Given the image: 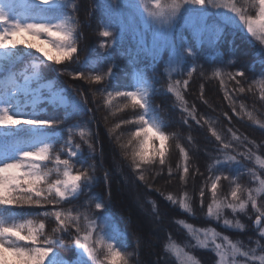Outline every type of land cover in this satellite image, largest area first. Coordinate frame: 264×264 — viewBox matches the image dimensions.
<instances>
[{"label":"snow or ice","instance_id":"6c2138e0","mask_svg":"<svg viewBox=\"0 0 264 264\" xmlns=\"http://www.w3.org/2000/svg\"><path fill=\"white\" fill-rule=\"evenodd\" d=\"M126 6L139 16L146 27L153 28L164 40L175 29L179 19H190L197 31H203L206 20L214 14L227 24L239 26L264 48V0H138V3H128ZM101 7L110 17L118 19L125 5L121 0H108ZM76 11L78 5L75 0H0V264H130L125 248L114 243L107 234L98 231L94 218L75 208H64L66 203L78 200L94 183V166L84 168L81 163L79 168L76 167L81 147L79 144L73 146L71 126L67 127L69 139L56 152L54 144L60 137L49 133L47 129L66 124L71 116L48 115L46 110L38 107L41 89H47L50 99H57L65 109L68 107L63 96L53 92L51 84H40V80L42 71L47 68L45 60L55 65L74 60L79 62V22L73 15ZM100 28L98 35L106 42H100L99 48L108 49L112 46L111 41L118 37L110 27ZM45 45L47 49L43 47ZM21 48L26 51H21ZM30 50H34L39 56H33ZM260 55L264 62V52ZM40 57L44 59L41 60ZM193 57L191 48L184 47L175 51L171 57L169 73L178 71L187 58ZM20 63L24 67L17 72L15 66ZM194 71L195 69L188 70L186 75L191 77ZM112 73L113 68L109 67L106 72L90 76L81 72L74 79L99 85L109 80ZM213 74L217 78L222 77L220 70ZM245 75V72L239 70L227 73L231 79ZM261 75L264 76V73ZM188 83V79L183 80L185 86ZM256 83L260 85V99L264 101V80ZM237 84H240L239 80ZM180 85L179 79L175 83L170 81L167 93L174 94L183 104ZM251 87L250 85L249 91ZM237 91L243 93L245 89L240 86ZM104 92L106 106L115 98H124L131 107L142 110L137 120L124 121L138 127L131 131L127 143L120 145L122 149L131 148L130 160L135 178L145 180L144 166L147 165L158 163L163 171L170 137L166 135L158 119L148 118L150 106L146 81L141 79L140 86L134 91L119 88L107 91L105 84L102 95ZM71 108L72 115H78L85 110L86 102L78 96L72 101ZM193 112H188V116L195 119ZM247 115L264 129V123L254 120L251 113ZM210 131L217 141H221L219 147L223 159L219 156L215 158L218 167L213 176L209 177L207 191L211 194V202L207 204L206 215L217 221L222 220V226L230 230L245 228L236 217L241 214L248 216L252 230L256 233L252 240L255 246L242 250L243 246L239 242L233 243L227 236L221 237L213 229L204 231L203 241H199V236L196 239L201 250H209V240L211 241V250L217 258L214 264H240L237 257L244 258L242 264H264V159L252 149L239 153L243 160L253 161L257 166L246 169L251 178V186H242L231 175H225L219 170L234 165L244 168L245 165L237 155L227 154L229 149L235 151L231 144L222 142L216 131ZM78 135L89 151H94L87 130L81 128ZM233 138L239 139L235 136ZM249 144L257 149L262 147L252 141ZM176 147L182 161L178 166L179 180L186 182L189 175L196 173H190L189 153L179 144ZM65 148L67 154L63 157ZM124 155L129 158L127 152ZM49 164L52 166L49 167ZM209 171L213 169L210 167ZM171 176L172 170L169 169V177ZM104 178L107 180V173ZM221 180L228 181L231 186L230 192L223 198L219 195ZM199 197L203 206V188L199 191ZM166 200L173 205L177 204L172 195H168ZM91 203H94L97 213L106 209V205L96 202V198L90 200L89 204ZM178 206L185 213L193 212L186 196L179 199ZM249 208L251 214L248 212ZM226 211L233 214V218H228ZM49 222L55 226L51 230L52 234L46 235ZM177 223L184 224V221ZM184 226L190 232L194 231L191 225ZM65 236L69 237V248L65 250H75L72 258H65L56 250L65 242ZM218 237L222 243L217 242ZM165 251L179 250L172 246L171 249L166 247ZM177 258L179 259V255ZM192 264H196V261L192 260Z\"/></svg>","mask_w":264,"mask_h":264},{"label":"trees","instance_id":"16d2710c","mask_svg":"<svg viewBox=\"0 0 264 264\" xmlns=\"http://www.w3.org/2000/svg\"><path fill=\"white\" fill-rule=\"evenodd\" d=\"M106 2L75 0L78 11L73 15L79 22V62L74 60L63 65H55L45 60L47 68L41 73L45 79L52 80L55 88L62 89L68 99L67 109L53 108L45 103L41 109L46 110L48 115L71 116L66 124L57 125L49 130L60 134L61 141L65 143L69 139L67 127H73L72 142L81 147L76 167L79 168L81 163L84 168L94 166V183L79 196L78 200L71 204L66 203L64 208H75L94 218L98 231L107 234L114 243L125 248L129 254L130 264H179L171 251H165L166 247L171 249L172 246L182 250L197 264L201 262L214 264L217 258L211 250V243L209 250H201V245L196 239L199 236L201 241V232L204 233L206 229H213L220 236H227L233 243L239 242L243 246L242 250L254 247L252 240L255 239L256 233L252 230L248 216L241 214L236 217L245 225V228L239 230L225 228L222 226V220L207 217V204L211 202V194L207 188L210 184L209 177L213 176L218 167L215 158L219 156L223 159L219 147L221 141H217L211 135L210 129L221 136L222 142L231 144L235 149V151L229 149L227 154L237 155L245 165L244 168L234 165L219 170L225 175H231L242 186H251V178L246 169L257 166L253 161L243 160L239 153L252 149L264 159V129L247 115L251 113L254 120L264 123V101L260 99V85L256 83L264 80V76L261 75L264 73V62L260 55L264 48L239 26L227 24L214 14L206 20L203 31H197L188 20L179 19L166 41H154L145 34L141 36L124 34L120 19L110 17L101 7ZM100 26L110 27L118 37L111 41L112 46L108 49L99 48L100 42H106L98 35ZM184 47L191 48L194 57L187 58L178 71L169 73L171 57L175 51ZM21 51L26 50L21 48ZM30 51L33 56H39L34 50ZM40 59L43 60L42 57ZM23 67V63L17 64L15 71H22ZM109 67L113 68V73L105 83L97 85L83 79H74V76L81 72L85 76H90L106 72ZM192 69L195 71L188 77L186 72ZM216 70L221 71V78L214 76ZM237 70L245 72V77L231 79L227 76V73H234ZM141 79L146 81L150 106L148 118L158 119L166 135L170 137L169 152L163 171L158 163L144 166V181L137 180L136 174L132 171L131 148L120 147L121 144L127 143L131 131L138 127L124 121L137 120L142 110L131 107L129 101L124 98H115L106 106L104 103L106 92L102 95L105 84L107 91L114 88L134 91L140 86ZM177 79L181 81L183 104L174 94L167 93L169 82L175 83ZM184 79L189 80L187 86L183 84ZM237 80L240 81L239 85ZM240 86L245 89L243 93L237 91ZM78 96L86 102V108L78 115H72L71 104ZM126 104L129 106L125 107ZM188 112H193L195 119L188 116ZM81 128L87 130L94 151L90 152L80 139L78 132ZM234 136L239 139H234ZM249 141L262 147L253 148ZM177 144L189 153L190 173H196L189 175L186 182L179 180L178 166L182 161ZM125 152L129 154V158H125ZM210 167L213 171H209ZM169 169L172 170L171 178ZM106 173L107 180L104 178ZM117 187L121 188L120 192L117 191ZM125 187H131L139 195L138 203L135 204L137 211L133 206L132 208L129 206L125 195L121 196ZM201 188L205 190L203 206L199 197ZM230 189L229 182L221 180L219 195L222 198L228 195ZM168 195L173 196L177 201L176 205L166 200ZM182 196L189 198L193 207L192 213H185L179 209L178 202ZM94 198L96 202L106 205V209L101 213L96 212L94 203L89 204ZM248 212L251 214L250 208ZM139 214H142L150 224H147ZM226 215L233 218L230 212L226 211ZM180 220L191 225L194 231L190 232L184 224L177 223ZM148 225L149 228L150 225L158 226L161 233L155 244V251H150L149 245L145 246L149 241L148 236L154 237ZM54 226V223H48L46 235L52 234ZM83 226L82 216L81 227ZM68 239L69 237L65 236V242L56 250L63 257L72 258L75 250H65L69 248ZM236 259L242 264L244 258Z\"/></svg>","mask_w":264,"mask_h":264},{"label":"rangeland","instance_id":"374dc122","mask_svg":"<svg viewBox=\"0 0 264 264\" xmlns=\"http://www.w3.org/2000/svg\"><path fill=\"white\" fill-rule=\"evenodd\" d=\"M108 2V0H106ZM121 3L125 5V7L122 9V14L121 16L119 17L120 21H121V27L123 29V33L124 34H136L137 36H141L143 34L145 35H148L149 37H151L152 40H161V41H166L164 39H161L159 37V35L156 34L155 30L151 27H146L141 21H140V18L139 16H137L133 10L127 8V4L128 3H138V0H121ZM189 22H192L190 19L188 20ZM125 30V32H124ZM169 36L167 37V40H168ZM45 47V49H47V46H43ZM43 58V57H42ZM44 59V58H43ZM40 84H51L52 86V90L53 92L55 93H58L59 95H62L64 100L67 102V105H68V99L67 97L65 96L64 94V91L62 89H57L54 87V84L52 82V80H48V79H45L42 75H41V80H40ZM34 87L37 86V85H33ZM40 96H41V100L38 104V107L41 109L43 106V104L45 103L46 105H50L52 106L53 108H63L64 106H62L57 99H50L49 98V93L47 91V89H41V92H40ZM47 131L49 133H53L55 134L56 136L60 137V134H58L57 132H54L53 130H49L47 129ZM62 145H64V142L61 141V139H58L55 144H54V148L56 150V152H59ZM73 146H75V144H73ZM55 154V153H54ZM66 154H67V149L65 148L64 152L62 153V156L63 157H66ZM52 165L49 164V167H51ZM55 174L53 173V176ZM121 188L117 187V191L120 192ZM125 194V197L127 198V202L129 203V206L132 208V206L136 209L137 211V207L135 206V204L138 203V200H139V195L136 194L133 189L131 187H125L123 190H122ZM140 217H142V219L146 220L147 224H150L148 222L147 219H145V217L142 215V214H139ZM148 229L154 233V237H150L148 236V243L145 244V246H148L149 247L151 245L155 246V244L157 243V240H158V237L160 236V231H159V227L158 226H152L150 225V228H149V225H148ZM202 234V238H201V241H203L205 239L204 235H203V232H201ZM156 236V238H155ZM222 237V236H221ZM154 238V239H153ZM217 242L218 243H222L223 241L218 237L217 238ZM209 243H211V241L209 240ZM175 249L179 250L178 252L177 251H171L172 252V255H174V258L179 262V264H192V258L191 260L189 259L190 256H188L187 254H185L182 250H180L179 248L175 247ZM150 251H152L150 249ZM177 255H179V259L177 258ZM238 258V257H237ZM240 262V261H238ZM197 264V263H196ZM241 264V262H240Z\"/></svg>","mask_w":264,"mask_h":264},{"label":"bare ground","instance_id":"6f19581e","mask_svg":"<svg viewBox=\"0 0 264 264\" xmlns=\"http://www.w3.org/2000/svg\"><path fill=\"white\" fill-rule=\"evenodd\" d=\"M124 195H125L124 192H122V193H121V196H124ZM134 218H135V215H134ZM150 249H151L152 251H155V250H156V247L153 246V245H151V246H150Z\"/></svg>","mask_w":264,"mask_h":264}]
</instances>
